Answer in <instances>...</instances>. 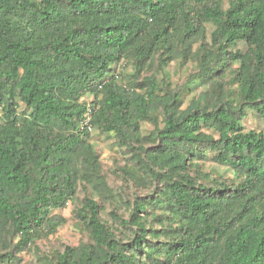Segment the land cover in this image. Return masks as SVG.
Segmentation results:
<instances>
[{
  "label": "trees",
  "instance_id": "1",
  "mask_svg": "<svg viewBox=\"0 0 264 264\" xmlns=\"http://www.w3.org/2000/svg\"><path fill=\"white\" fill-rule=\"evenodd\" d=\"M172 63L192 65L186 104ZM87 104L145 196L107 185L78 128ZM247 111L264 127V0H0V264L87 189V241L36 264H264V129ZM208 156L230 176L203 171Z\"/></svg>",
  "mask_w": 264,
  "mask_h": 264
},
{
  "label": "rangeland",
  "instance_id": "2",
  "mask_svg": "<svg viewBox=\"0 0 264 264\" xmlns=\"http://www.w3.org/2000/svg\"><path fill=\"white\" fill-rule=\"evenodd\" d=\"M191 66L190 63L181 67L178 64L172 63L167 69L171 83L170 89L179 90L180 99L185 102V104L187 103L189 94L183 92V87L191 74ZM121 71L123 79L126 80L131 73V68L128 66ZM243 126L246 130L254 129L261 131L264 129L259 117L250 111L246 112ZM144 129L148 130L149 127L144 126ZM89 140L99 155L102 175L104 176L107 185L114 194L120 195L123 202L130 203L134 198L143 197L149 192L145 188L137 187L136 184H134L133 179L129 180L126 175L118 172V168L128 165L127 157L129 155L119 150L114 145V140L111 137L100 135L98 132L94 131L90 135ZM201 165L202 170L205 172L216 170L225 177H229L231 173L228 169L220 167L212 162L211 156H208L207 161L203 162ZM130 172L134 173V171ZM88 193V189L85 192L79 190L76 203H69L64 209L55 212L64 219V223L54 234L37 240L34 243V246L31 247L30 251L18 255L17 257L21 260L18 264H36V260L40 256H55L57 253L61 252L65 246L76 247L81 242L87 241V236L84 234L83 229L80 227L79 222L74 216V209L77 208L76 206L78 202L82 200L83 196H86ZM94 200L98 201L102 206V216L110 222L111 219L109 214L112 211V207H114L112 201L109 199L99 200L97 197ZM119 209L122 213L127 215L125 205L122 204ZM122 213L120 212V214ZM0 253L4 254L5 251L0 248Z\"/></svg>",
  "mask_w": 264,
  "mask_h": 264
},
{
  "label": "built area",
  "instance_id": "3",
  "mask_svg": "<svg viewBox=\"0 0 264 264\" xmlns=\"http://www.w3.org/2000/svg\"><path fill=\"white\" fill-rule=\"evenodd\" d=\"M86 106V112L83 115L82 120L78 124V128L80 132H88L92 134L94 132V129L91 126V107L88 104Z\"/></svg>",
  "mask_w": 264,
  "mask_h": 264
}]
</instances>
